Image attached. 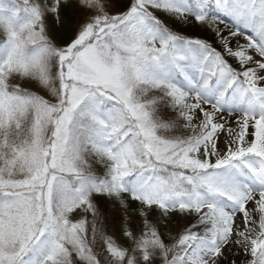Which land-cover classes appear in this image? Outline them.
<instances>
[{
	"label": "snow or ice",
	"instance_id": "snow-or-ice-1",
	"mask_svg": "<svg viewBox=\"0 0 264 264\" xmlns=\"http://www.w3.org/2000/svg\"><path fill=\"white\" fill-rule=\"evenodd\" d=\"M0 264H264V0H0Z\"/></svg>",
	"mask_w": 264,
	"mask_h": 264
},
{
	"label": "rangeland",
	"instance_id": "rangeland-1",
	"mask_svg": "<svg viewBox=\"0 0 264 264\" xmlns=\"http://www.w3.org/2000/svg\"><path fill=\"white\" fill-rule=\"evenodd\" d=\"M221 27H224V25H221Z\"/></svg>",
	"mask_w": 264,
	"mask_h": 264
}]
</instances>
